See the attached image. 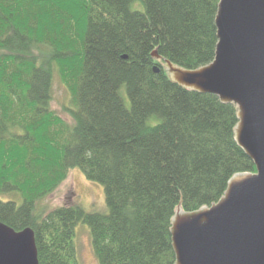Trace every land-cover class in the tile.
Segmentation results:
<instances>
[{
	"label": "trees",
	"instance_id": "trees-1",
	"mask_svg": "<svg viewBox=\"0 0 264 264\" xmlns=\"http://www.w3.org/2000/svg\"><path fill=\"white\" fill-rule=\"evenodd\" d=\"M135 1L0 0V222L34 230L39 264H78L80 220L99 264H177V208L211 207L257 171L238 105L178 84L153 56L211 64L220 0ZM55 74L72 122L52 106ZM75 167L104 185L108 211L37 214Z\"/></svg>",
	"mask_w": 264,
	"mask_h": 264
},
{
	"label": "water",
	"instance_id": "water-1",
	"mask_svg": "<svg viewBox=\"0 0 264 264\" xmlns=\"http://www.w3.org/2000/svg\"><path fill=\"white\" fill-rule=\"evenodd\" d=\"M215 60L189 70L163 59L178 84L238 105L236 139L255 173H238L221 200L173 217L177 264H264V0H220ZM161 68L154 66L159 73ZM0 264H39L35 232L0 222Z\"/></svg>",
	"mask_w": 264,
	"mask_h": 264
},
{
	"label": "rangeland",
	"instance_id": "rangeland-1",
	"mask_svg": "<svg viewBox=\"0 0 264 264\" xmlns=\"http://www.w3.org/2000/svg\"><path fill=\"white\" fill-rule=\"evenodd\" d=\"M132 9L144 10V6L140 0H136L132 4ZM162 63L165 67V62L162 61ZM53 92V108L67 121L72 122L70 113L66 109V107H72L71 96L57 74L54 77ZM122 94L129 102L125 90L122 91ZM157 121L156 118H153L150 123L154 125ZM63 205L79 207L87 212L105 213L108 211V205L104 185L90 180L79 167H75L71 169L68 178L61 186L41 202L37 214L47 207L52 210ZM73 243L77 252L78 264H99L93 250V236L89 224L82 220L78 221Z\"/></svg>",
	"mask_w": 264,
	"mask_h": 264
}]
</instances>
